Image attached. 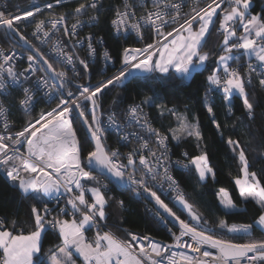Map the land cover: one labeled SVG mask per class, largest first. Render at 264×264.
I'll use <instances>...</instances> for the list:
<instances>
[{"label":"snow or ice","instance_id":"snow-or-ice-1","mask_svg":"<svg viewBox=\"0 0 264 264\" xmlns=\"http://www.w3.org/2000/svg\"><path fill=\"white\" fill-rule=\"evenodd\" d=\"M55 3L60 4L61 0H55ZM196 3L198 5L199 0H196ZM222 5L226 7L222 8ZM251 5L252 0H209L205 7L197 10L194 6L190 13L182 15L183 4L177 0H151V8H147L143 3L140 4L144 13L136 19L135 6L124 0L123 10L117 8L115 18L111 20L115 31L135 32L142 41L143 28L147 26L154 33L155 38L153 42L146 43L143 47L124 48L121 69L95 86L77 85L79 96L67 86V81L70 79L67 71H57L50 58L20 32L18 25L22 21L31 23L32 21H27V18L35 17L42 9L36 6L18 15L0 11V28H3L5 34L18 37L38 54V57L28 56L29 64L25 71L35 74L37 68L34 65L42 61L46 69L42 67L39 71L50 72L51 79L59 82L57 86L50 83L49 79L38 77L33 88H22L23 98L19 100V105L26 113L34 107L35 92L41 88L45 90L49 100L55 103V107L46 112L42 111L38 119L29 120L21 131L14 134V137L0 134V169L24 198H30L35 202L31 206L34 230L27 234L23 232L14 234L13 231L5 228L4 221L0 220V250H2L0 264H46L41 258V241L42 234L48 228L58 231L61 244L55 251H50L47 264H77L76 259L73 258L74 254L82 257L83 264H264V238H250L244 243L225 238L227 234L251 237L254 229L264 233V184L255 171L249 170L250 163L239 140L229 137L226 141L236 155L242 173L235 178L234 183L239 189L240 197L244 201H254L260 208V214L252 223L229 224L221 219L217 225L221 233L217 235L209 227V221L189 202L179 182L171 174L172 162L167 144L169 137L154 128L146 117H143L141 124L142 105L151 104L153 97L146 96L140 105L130 106L128 115L140 124L142 129L155 137L157 147H150L149 140L132 134L139 139L140 146L139 149H133L127 154L107 147L106 133L109 130L119 132L121 126L114 113L109 114L107 126L102 123L100 118L102 105L99 102L100 96L109 86L126 87L132 80L139 79L133 75L134 72L160 73L165 76L175 73L177 78L183 81L205 69L211 53L203 49L208 43L210 28L215 26V18L219 16L217 32L223 35L222 51L216 59V66L206 77L208 87L204 107L221 136L223 131L220 123L215 119L213 105L207 103L209 93L215 91L223 93L228 115L233 114L232 98L238 96L242 100L245 116L254 119V104L246 90V85H252V75L255 73L259 86L264 89V14H251ZM53 6L52 3H47L44 8L51 9ZM102 9L101 0H91L87 4L80 3L74 9L76 22L70 29L64 27V34L70 39L77 37V29L83 25L78 17L93 13L89 16L88 22L95 23ZM65 20V15L51 20V27L48 29L44 19L35 21L32 35L40 39L39 34L42 33L44 39L41 42L44 43L50 38L53 30H57ZM166 28H171V31H165ZM238 28L242 29V34L239 36H237ZM233 37H236L235 42H232ZM84 39H87L89 56H94L96 48L93 47L92 34L77 39L76 44H82ZM97 42L103 43L102 39ZM52 50L57 62L72 65L76 77L81 75V72H77L75 68L77 61L84 73L89 71L88 62L75 53L66 51L60 41L53 43ZM242 56L248 57L245 75H241L237 68L231 67V62L239 64ZM103 58L105 61L112 59L107 50L104 51ZM3 59L4 63L0 64V92L7 93L11 86H22V82L12 67L6 69L8 77L11 78L10 83L5 80L2 72L5 70V64L11 61L13 56H4ZM253 59L256 61L255 64L251 62ZM157 107L160 108L161 115L167 111L177 116V128L169 129L173 140L192 137L197 141V147L201 149L199 155L191 158H188L187 153H183L188 162L176 160L175 165L182 170H190L194 167L201 182L209 177L215 179L216 174L203 145L204 137L199 130L198 119L195 122L189 121L187 116L178 115L174 109L167 108L166 105H157ZM7 111L8 109L0 101V116H5L3 125L5 132L9 129ZM74 111L82 119L93 144L86 156L82 155L83 146L73 127ZM119 139L127 144L129 135H120ZM21 148L24 151H21ZM144 150H147V155ZM98 176H104L105 179L125 190H130L136 197L154 201L157 206L155 215L162 223H167V218L159 209L179 225V235L172 233L175 243L164 245L151 240L148 236L138 237L133 233H128L131 237L129 241L117 237L111 231L99 230L96 231L94 238L89 240L86 232L94 227L99 229V222L107 218L105 209L112 199L106 196L108 186L102 184ZM165 191L170 199L187 213L188 220L182 219L168 203H165L161 194H158ZM87 193L91 194V202L86 198ZM62 195L66 197L65 206L59 208L56 216H51L52 209L49 208L47 201L54 199L59 202ZM217 195L220 205L227 212L239 211L225 189L221 188ZM117 203L121 208L124 207L123 200ZM38 204H42V208L37 207ZM50 216L51 219L48 218ZM12 223L15 228L16 222ZM184 237H188L189 240H184ZM143 241H148L147 245ZM173 247H186L196 255H189L184 251H171ZM204 248L215 249L216 253L202 251Z\"/></svg>","mask_w":264,"mask_h":264},{"label":"trees","instance_id":"trees-1","mask_svg":"<svg viewBox=\"0 0 264 264\" xmlns=\"http://www.w3.org/2000/svg\"><path fill=\"white\" fill-rule=\"evenodd\" d=\"M118 2L119 0H104L105 12L99 26V33L104 37L116 56H119L126 47L142 46V44L136 43L131 38H120L113 35L109 20ZM250 12L264 14V0H254ZM218 17L215 18V26L210 28V35L207 37L208 43L203 49L211 53L205 69L194 73L188 80L183 81L178 79L175 73H170L168 76L160 73L135 75L139 79L132 80L126 87L109 86L101 95L102 110L111 114L114 113L119 118L124 115L130 104L141 103L146 96L153 97V102L144 104V107L148 109L149 115L158 129L169 137L168 140L174 154L183 157V153H187L188 158L199 155L201 149L197 147V141L192 137H184L179 141L173 140L169 129L176 127L178 123L177 116L167 111L161 115V110L157 105H166L167 108L174 107L178 115L187 116L189 121L195 122L198 119L199 130L204 137L203 145L208 153L209 163L216 174L215 179L209 177L203 182L199 181L194 167L190 170H175L174 174L189 202L209 221V227L217 235L221 233V230L217 227L221 219L226 220L229 224L252 223L260 214V208L254 201H244L240 197L239 189L234 183L235 178L241 176L242 173L236 155L233 154L226 143L229 137L233 140H239L249 160V170L255 171L261 183L264 184V155H262L264 153V89L259 86L256 74L253 73L252 75V85H246V90L249 92L254 104V119H248L245 116L242 100L238 96L232 98L233 114L228 115L223 93H215L212 97L208 94L207 103L213 105L215 119L220 123L223 131V136H221L212 124V117L209 116L204 107L206 87L208 86L206 77L216 66V59L222 51L223 35L216 32V26L219 24ZM239 32H242L241 28H239ZM234 40L235 38H232V42ZM8 103L17 121L14 129H20L29 120L35 118V116H28L19 112L16 99H10ZM72 119L78 139L83 146L82 155L86 156L87 152L92 149L93 144L75 113ZM106 140L110 143L113 142L111 130L106 133ZM101 177L105 179L104 176ZM105 180L109 185V192L107 191L106 196L112 199L109 200L105 209L107 218L104 222L115 235L129 241L131 237L128 233L160 238H166L169 235L167 224L162 223L151 213L154 204L148 199H136L130 190L117 187L109 179ZM221 188L229 193L239 211L227 212L220 205L217 194ZM120 200L124 201L123 208L117 203ZM164 200L182 219L189 218L179 204L170 202L167 199ZM47 202L49 208L54 210V203L49 200ZM33 203H35L33 200L24 198L20 194L19 190L8 181L3 170L0 169V218L4 221V227L14 233L18 229H22L23 233L34 230V217L31 214ZM37 207L42 208V204H38ZM13 221L16 222L15 228L13 227ZM93 229L86 232V234H91ZM225 238H232L235 242L244 243L250 238L262 239L264 233L259 229H254L251 237L227 234ZM41 243V258L47 264L50 251H55L61 244L58 231L48 228L42 235ZM0 255H2L1 250Z\"/></svg>","mask_w":264,"mask_h":264},{"label":"built area","instance_id":"built-area-1","mask_svg":"<svg viewBox=\"0 0 264 264\" xmlns=\"http://www.w3.org/2000/svg\"><path fill=\"white\" fill-rule=\"evenodd\" d=\"M254 0H252L253 2ZM91 0H61L60 4H56L55 0H0V11H5L6 13H11L12 15H18L21 14L24 11L32 10L34 7L39 6L42 11L38 13L35 17H28L27 21H32L31 23L22 21L18 27L20 29V32L27 37L28 40L31 41L32 44H34L37 48L40 49L41 52L45 54L48 58H50V61L53 63V66L56 68L57 71H67L69 80L67 81V86L69 89L73 91V93L76 96H79V91H77V85L83 84L85 86H88L89 84L91 86L97 85L99 82H102L104 80H107L108 78L112 77L114 74H116L122 67L121 60H122V53L119 56H116L113 54L111 48L106 43L104 37L99 33V26L101 24V18L103 13L105 12V4L104 0H101L103 3V9L99 13V19L95 23H89L88 18L93 13H89L88 15H82L78 17L82 22V27L77 29L78 36L74 38H69L64 34V27H68L70 29L71 25L76 22V15L74 13V9L80 4V3H90ZM177 2H181L183 4L182 7V15L185 13H190L192 7H197V10L199 8H203L206 6V4L209 2V0H199V4L197 5L196 0H177ZM47 3H52L54 6L51 9L44 8V5ZM128 3L135 6L136 10V19L139 18L141 14L144 13V9L140 7V4L143 3L147 8H151V0H128ZM124 0H119V2L114 7V12L109 20V25L111 28V31L115 37L120 38H131L136 43L142 44V46H129L131 47H143L146 43L153 42L155 35L153 32H151L147 26H144L143 32H144V39L141 41L137 37L135 32L129 31L127 33L120 32L117 33L114 29V27L111 24V20L115 18V10L117 8H120L123 10ZM226 7V5L221 6ZM219 10V9H218ZM220 12V10L218 11ZM65 15L66 20L63 25H59L57 30H53L52 35L48 40L44 43L41 42L43 40V35L40 33V39H37L32 35V32L35 30V21H38L40 19H44L46 21V29L50 28V21L53 19H58L59 16ZM130 22H132L130 20ZM181 22H183L181 20ZM141 23H143L141 21ZM176 25H173L175 27ZM219 29V25L216 27V31ZM239 29V28H238ZM165 31H171V28H166ZM218 33V32H217ZM89 34H92L93 36V47L96 48V54L94 56H89L88 54V48H87V39H84V42L82 44H76L77 39L86 38ZM221 34V33H220ZM103 43H98L97 41L101 40ZM171 39V38H169ZM55 41H60L63 46H65V50L70 53H75L78 55L81 59H85L89 64V71L87 73H84L82 71V66L76 62L75 68L77 72H81V75L79 77H76L72 70V65H66L63 63H59L56 60L55 53L53 52V43ZM236 41V38L234 42ZM24 42V41H22ZM29 45V44H28ZM31 47V46H30ZM32 48V47H31ZM33 49V48H32ZM34 50V49H33ZM107 50L111 56V61H105L103 58L104 51ZM35 51V50H34ZM242 51V50H241ZM34 55L38 57V54L36 52H33L25 47L21 46V43L17 40V37L6 35L3 31V28H0V64L4 63V56H13V59L9 61L7 64H5V70L2 72L4 78L6 81L10 83L11 78L8 77L6 69L8 67H12L14 72L17 74L19 80L22 82V86H11L7 93L0 92V101L3 102V106L8 109L6 113V119L9 123V129L7 132L4 131L3 125L5 122V116H0V134L3 135H13L18 131H21L23 127L26 126V124L23 125L20 129H14L17 125V121L15 116L13 115L9 100L10 99H16L17 100V108L19 112L28 115V116H35V118L32 120L39 118V115L42 111L46 112L51 110V108L55 107V103L51 102L49 100V97L45 95V90L41 88L38 92H35V103L32 110L28 113H26L19 105V100L23 98V91L22 88H33L35 81L38 77H43L45 79H49L50 83H54L57 86L59 85V82L56 80L51 79V73L48 71H39L40 68H45L46 66L42 64V61L35 64L34 67L37 68V72L33 74L31 71H25L28 68V56ZM246 62H248V57L242 56L239 64H236L233 62L231 64V67L237 68L241 75H245V69H246ZM252 63H256V61L253 59L251 61ZM145 73H138L134 72L133 75H140ZM119 86V85H118ZM208 87V86H207ZM206 87V89H207ZM215 93L222 94V92L215 91L212 93H209V95L212 97ZM101 104V96L99 100ZM87 103V102H85ZM141 103H133L130 104L124 113V115L119 118L116 117L117 122L121 126V130L119 132L115 130H111L113 133V142L110 143V141L105 140V143L107 147L111 150H119L122 154H127L128 152L132 151L133 149H139L140 141L139 139L135 138L132 134H137L139 137H143L145 140L150 141V147L156 148V142L155 137L151 136L149 133H147L144 129L141 128L140 124H138L135 120H132L128 115V110L130 106L133 105H140ZM143 112L141 114V124L143 123V117H146L147 120L151 123V125L158 129L155 122L152 120V118L149 115L148 109L142 105ZM176 111L174 107H172ZM101 115V121L102 123L107 126L108 124V116L109 112H105L100 109ZM75 112H73L74 114ZM177 113V111H176ZM72 114V116H73ZM74 127V124H73ZM75 129V128H74ZM161 132V131H160ZM162 134L166 135L165 133L161 132ZM128 134L129 135V142L125 144L123 141L119 139L120 135ZM78 137V136H77ZM10 143V142H9ZM168 149H169V156L170 160L172 162L171 167V174L175 177V179L178 181L177 177L175 176L174 172L175 170H182L178 166L175 165L176 160H181L184 163H187L188 160L179 155H175L172 146L169 143V140L167 141ZM21 151H24L23 148H21ZM145 155H147V150H144ZM126 162V161H125ZM93 175H97V173H93ZM98 179L101 181L102 184H107L108 186V192H109V185L107 183V180H105L103 177L98 176ZM179 182V181H178ZM117 187H121L117 184H115ZM167 185H165V188ZM155 190V189H154ZM112 194V193H111ZM161 194V197L164 199H167L170 202H175L170 199L168 193L165 191ZM134 195V194H133ZM91 194L87 193L86 198L89 199V202H91ZM136 199H140L143 197H136ZM65 196H61L59 198V202L54 199H50L49 201L54 203L55 209L52 210L51 216H56L58 214L59 208L65 206ZM154 208H151V213L155 215L157 211V207L153 205ZM161 213V212H160ZM78 215V214H77ZM51 216L48 217L51 219ZM156 216V215H155ZM157 217V216H156ZM70 218V217H66ZM189 219V218H188ZM186 219V220H188ZM0 220H3L0 218ZM100 227L99 229L95 228L93 229L91 234H86V237L89 240H92L95 236V233L97 230L99 231H111L105 224L104 221L99 222ZM168 228L167 231L169 235L166 238H160V237H154L151 235H144L150 237L151 240L161 242L164 245L174 244L175 241L173 239L172 233H176V235H179V228L172 225L167 220ZM169 224V225H168ZM51 229V228H50ZM53 230V229H51ZM23 232L22 229H18L15 233ZM112 232V231H111ZM113 233V232H112ZM117 236V235H116ZM138 236V235H137ZM144 236H138V237H144ZM118 237V236H117ZM120 238V237H119ZM184 240H189L188 237H184ZM134 246H135V242ZM145 245H147L148 241H143ZM203 250H208L213 252V254L216 253L215 249H209L204 248ZM171 251H184L188 253L189 255H196L188 248H176L173 247ZM83 264V263H82Z\"/></svg>","mask_w":264,"mask_h":264},{"label":"water","instance_id":"water-1","mask_svg":"<svg viewBox=\"0 0 264 264\" xmlns=\"http://www.w3.org/2000/svg\"><path fill=\"white\" fill-rule=\"evenodd\" d=\"M17 40L21 43V46L22 47H25V48H27V49H29V50H31V51H33V52H35L31 47H30V45H28L27 43H25V42H22L21 40H19L18 39V37H17ZM75 112V111H74ZM75 114L79 117V115H78V113L77 112H75ZM79 119H80V121H81V124H82V126L84 127V129H85V131H86V128H85V126L83 125V122H82V119L79 117ZM86 133H87V131H86ZM87 135H88V133H87ZM89 137V136H88ZM90 138V137H89ZM114 183V182H113ZM116 184V183H115ZM118 185V184H117ZM152 204H154V201H152V200H150V199H148ZM155 205V204H154ZM157 207V206H156ZM159 211L161 212V214L164 216V217H166L167 218V220L172 224V225H174L175 227H177V228H179V225L171 218V217H168L167 216V213H164L163 212V210L162 209H159Z\"/></svg>","mask_w":264,"mask_h":264},{"label":"rangeland","instance_id":"rangeland-1","mask_svg":"<svg viewBox=\"0 0 264 264\" xmlns=\"http://www.w3.org/2000/svg\"><path fill=\"white\" fill-rule=\"evenodd\" d=\"M219 11V10H218ZM219 13V12H218ZM251 13V12H250ZM251 14H253V13H251ZM219 19H220V17H218ZM219 25V24H218ZM217 25V26H218ZM216 26V27H217ZM217 32V31H216ZM242 34V32H239V29H237V36H239V35H241ZM233 38H236V37H233ZM188 80V79H187ZM180 115H182V114H180ZM177 126H178V123H177V125H176V127L174 128V129H176L177 128ZM103 232V231H102ZM14 234H19V233H14ZM24 234H27V233H24ZM73 258L74 259H76V262H77V264H81L79 261H78V259L76 258V256H75V254H74V256H73ZM47 261H48V259H47Z\"/></svg>","mask_w":264,"mask_h":264},{"label":"crops","instance_id":"crops-1","mask_svg":"<svg viewBox=\"0 0 264 264\" xmlns=\"http://www.w3.org/2000/svg\"><path fill=\"white\" fill-rule=\"evenodd\" d=\"M1 254H2V250H1ZM75 256L78 259V261L82 264L83 263L82 257H78V255H76V254H75Z\"/></svg>","mask_w":264,"mask_h":264}]
</instances>
